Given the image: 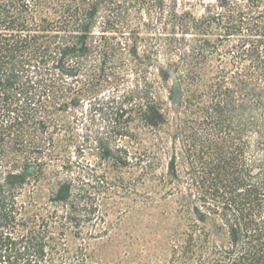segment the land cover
<instances>
[{
    "label": "trees",
    "instance_id": "16d2710c",
    "mask_svg": "<svg viewBox=\"0 0 264 264\" xmlns=\"http://www.w3.org/2000/svg\"><path fill=\"white\" fill-rule=\"evenodd\" d=\"M146 184L174 259L264 264V0H0V264H93Z\"/></svg>",
    "mask_w": 264,
    "mask_h": 264
},
{
    "label": "rangeland",
    "instance_id": "374dc122",
    "mask_svg": "<svg viewBox=\"0 0 264 264\" xmlns=\"http://www.w3.org/2000/svg\"><path fill=\"white\" fill-rule=\"evenodd\" d=\"M179 1L183 6L191 4L193 11L200 13L204 5L215 0ZM166 84L171 85V81ZM167 94L164 89L163 97ZM126 177L128 180L130 176ZM136 191L124 194L123 202L108 215L107 235L83 240L69 234L68 247L74 251L84 242L93 264H182L173 257L174 247L185 245L183 233L187 228L177 211V198L165 197L163 191L154 194L149 184L139 186ZM147 195L154 200L147 201Z\"/></svg>",
    "mask_w": 264,
    "mask_h": 264
}]
</instances>
